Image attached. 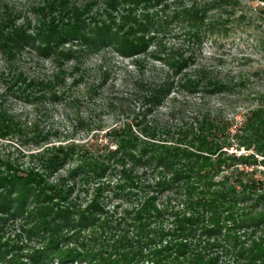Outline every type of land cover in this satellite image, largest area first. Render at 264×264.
Wrapping results in <instances>:
<instances>
[{
  "label": "trees",
  "instance_id": "obj_1",
  "mask_svg": "<svg viewBox=\"0 0 264 264\" xmlns=\"http://www.w3.org/2000/svg\"><path fill=\"white\" fill-rule=\"evenodd\" d=\"M241 7L44 0L33 25L0 7V56L10 63L28 48L52 63L44 76L0 69L1 138L26 129L2 103L10 91L55 100L84 83L82 95L100 107L124 114L135 103L104 140L86 111L79 120L93 139L54 142L37 130L35 144L51 142L30 153L38 165L0 155V264H264V65L243 74L202 54L244 19ZM258 44L264 51V34ZM105 48L131 66L117 85L101 67L85 82L83 57ZM109 198L126 206L111 208ZM17 221L6 235L4 224Z\"/></svg>",
  "mask_w": 264,
  "mask_h": 264
},
{
  "label": "rangeland",
  "instance_id": "obj_2",
  "mask_svg": "<svg viewBox=\"0 0 264 264\" xmlns=\"http://www.w3.org/2000/svg\"><path fill=\"white\" fill-rule=\"evenodd\" d=\"M43 1L0 0V7L7 4L21 19H28L33 25L38 17L35 6ZM77 1L82 2L84 0ZM240 1L242 7L238 13L242 11L244 19L242 18L238 21L228 34L220 36L213 42L206 41L202 48V54L203 59L222 68L240 71L243 74H252L255 73L257 68L264 65V51L258 44L260 36L264 34V2L261 0ZM83 58L82 67L90 69V75L85 78V82L94 81L101 67L107 71L108 81H114L117 85L122 77V68L131 66L130 57L121 56L111 48L89 53ZM143 63L147 65V57H145ZM4 68L23 70L29 76H44L51 72L52 63L51 60L41 57L36 50L27 48L17 54L10 63L0 56V69ZM257 82L258 84H264V81L260 79ZM5 85L4 80H0V90L4 89ZM84 93H86L84 83L70 86L66 90L64 97L55 100L48 95L36 99L32 98V96L26 98L23 95H18L11 91L8 92L2 97V103L17 116V119L26 129L21 134H13L9 138L0 137V155L14 159L24 166L38 165L36 159H31L30 153L41 151L42 146L51 142H41V145L35 144L30 138L34 131L43 129L51 131L50 140L54 142L66 139L77 141H85L88 138L93 139L92 134L95 130L87 129L86 125L79 120L80 116L86 115V111H90L91 119L94 121L92 122L93 125L100 123L104 125L103 129L96 133L101 140H104L103 132L106 129L123 120L132 119L134 115V111L131 112L134 108L133 104H135L132 100L126 101L127 113L123 111L124 114H122L119 109L100 107L98 98L87 100L82 95ZM237 99L232 98L233 105H235ZM238 101L246 106L249 100L239 98ZM239 111L237 118L241 119L245 109L243 108ZM69 165H72V163ZM60 171H63V169ZM117 201L120 204L119 207L126 206V200L121 201L118 198L107 199V204L112 208L111 205L116 204ZM17 224L18 221L14 226L10 225V223L4 224V233L13 235L18 230Z\"/></svg>",
  "mask_w": 264,
  "mask_h": 264
}]
</instances>
